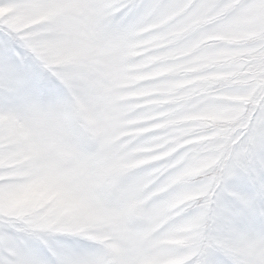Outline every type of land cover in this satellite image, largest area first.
I'll return each instance as SVG.
<instances>
[{"label":"snow or ice","instance_id":"obj_1","mask_svg":"<svg viewBox=\"0 0 264 264\" xmlns=\"http://www.w3.org/2000/svg\"><path fill=\"white\" fill-rule=\"evenodd\" d=\"M0 264H264V0H0Z\"/></svg>","mask_w":264,"mask_h":264}]
</instances>
